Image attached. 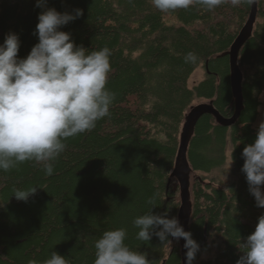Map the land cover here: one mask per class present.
Wrapping results in <instances>:
<instances>
[{
	"label": "trees",
	"instance_id": "trees-1",
	"mask_svg": "<svg viewBox=\"0 0 264 264\" xmlns=\"http://www.w3.org/2000/svg\"><path fill=\"white\" fill-rule=\"evenodd\" d=\"M46 8L73 15L82 10L60 30L89 51L110 50L107 87L115 100L93 130L63 141L52 175L34 161L0 171V264H43L52 251L69 264H93L95 241L118 228L126 229L125 243L146 253L150 264H182L179 241L169 237L168 245L155 235L137 240L133 220L150 210L178 219L180 192L171 174L183 124L200 103L233 116L228 52L251 5L226 0L211 10L194 5L165 13L151 0H45L43 7L37 0H0V44L6 34H17L18 58H25L38 43V15ZM189 52L197 62H185ZM237 63L239 116L224 126L202 114L187 146L189 232L199 245L193 264H236L245 251L241 244L264 214L241 171L264 92V0H257L253 30ZM198 67L204 77L190 85ZM30 187L38 189L27 201L12 196Z\"/></svg>",
	"mask_w": 264,
	"mask_h": 264
},
{
	"label": "clouds",
	"instance_id": "clouds-1",
	"mask_svg": "<svg viewBox=\"0 0 264 264\" xmlns=\"http://www.w3.org/2000/svg\"><path fill=\"white\" fill-rule=\"evenodd\" d=\"M226 0H151L161 12L188 9L194 5L209 10ZM45 0H37L43 7ZM255 0H231L233 6ZM75 15L46 8L38 15L36 43L28 55L18 58L20 41L17 34L8 33L0 44V171H9L26 161L42 164L45 175H52L53 162L65 150L64 140L89 132L96 123L110 115L115 93L108 87L110 50L105 47L89 51L77 46L70 33L60 28L79 18ZM195 53L185 56L186 63L197 62ZM248 190L258 208H264V121L259 123L254 142L243 148ZM232 156L228 169L232 164ZM37 187L16 189L12 195L27 201ZM148 204H153L149 199ZM154 207V206H153ZM133 225L138 229L136 239L149 241L152 235L162 243L171 244V237L185 241V264H193L199 251L191 233L185 231L177 218L153 214L151 210L137 216ZM125 228L105 231L94 243L93 264H150L146 253L133 251L125 243ZM245 249L236 264H264V214L258 217L254 231L241 244ZM29 264H38L30 260ZM43 264H69L55 251Z\"/></svg>",
	"mask_w": 264,
	"mask_h": 264
},
{
	"label": "water",
	"instance_id": "water-1",
	"mask_svg": "<svg viewBox=\"0 0 264 264\" xmlns=\"http://www.w3.org/2000/svg\"><path fill=\"white\" fill-rule=\"evenodd\" d=\"M257 14V0L251 5L249 17L242 27L239 35L236 37L235 41L231 45L229 51V63H230V80L232 92L235 97V110L231 118H224L219 112L212 106L211 103H200L193 106L190 112L186 116V120L183 124L182 132L180 135V143L178 148V153L175 161V166L172 171V176L176 178L179 192H180V207L178 211V221L179 224L183 227L185 231L189 232V217L191 210L190 202V166L187 160V146L189 139L193 132L194 126L200 116L205 113L212 114L216 121L224 126L231 125L235 122L239 116L240 110L242 109L243 100H242V91H241V82H242V72L238 67V54L241 46L249 38L252 33L253 25L256 19ZM181 255H182V264H185V253L186 249L184 248L185 241L183 238L179 240Z\"/></svg>",
	"mask_w": 264,
	"mask_h": 264
},
{
	"label": "rangeland",
	"instance_id": "rangeland-1",
	"mask_svg": "<svg viewBox=\"0 0 264 264\" xmlns=\"http://www.w3.org/2000/svg\"><path fill=\"white\" fill-rule=\"evenodd\" d=\"M203 77H204L203 68L198 67L190 77L189 80L190 85H194L195 83L199 82L200 80H202ZM262 121H264V92L261 95V104L259 105L258 115L253 122V126L258 128L259 123H261ZM228 162H230V158L228 159Z\"/></svg>",
	"mask_w": 264,
	"mask_h": 264
},
{
	"label": "bare ground",
	"instance_id": "bare-ground-1",
	"mask_svg": "<svg viewBox=\"0 0 264 264\" xmlns=\"http://www.w3.org/2000/svg\"><path fill=\"white\" fill-rule=\"evenodd\" d=\"M240 31H241V30H240ZM239 33H240V32H239ZM238 35H239V34H238ZM250 36H251V35H250ZM250 36H249V37H250ZM229 51H230V50H229ZM228 54H229V52H228ZM238 67H239V66H238ZM242 100H243V98H242ZM234 101H235V97H234ZM196 105H197V104H196ZM219 124H220V123H219ZM221 125H222V124H221Z\"/></svg>",
	"mask_w": 264,
	"mask_h": 264
}]
</instances>
